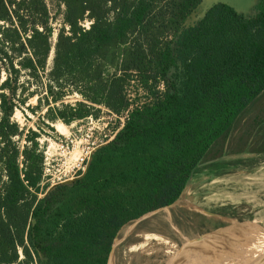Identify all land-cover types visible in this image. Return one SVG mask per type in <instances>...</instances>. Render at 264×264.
<instances>
[{
  "label": "trees",
  "instance_id": "1",
  "mask_svg": "<svg viewBox=\"0 0 264 264\" xmlns=\"http://www.w3.org/2000/svg\"><path fill=\"white\" fill-rule=\"evenodd\" d=\"M63 1L70 28L58 34L50 74L58 85L75 83L87 102L49 110L66 121L99 104L128 115L80 178L38 198L43 155L16 143L23 130L0 93V264H108L122 229L177 201L203 166L215 165L218 175L227 165L264 161V0L251 13L216 3L188 26L202 0ZM108 4L118 19L107 18ZM87 11L93 22L83 28ZM46 17L44 0H0V20L12 26L0 29L2 40L21 57L20 68H45ZM0 60L19 71L2 48ZM132 72L151 98L134 109L125 92ZM10 84L9 75L2 86ZM244 152L255 154L245 162L224 159ZM181 215L178 224L205 231L191 213Z\"/></svg>",
  "mask_w": 264,
  "mask_h": 264
},
{
  "label": "rangeland",
  "instance_id": "2",
  "mask_svg": "<svg viewBox=\"0 0 264 264\" xmlns=\"http://www.w3.org/2000/svg\"><path fill=\"white\" fill-rule=\"evenodd\" d=\"M44 1L47 7V25L51 28V50L44 69L35 73L33 70L20 68L21 57L14 55L10 45L6 41L3 42L0 31V48L7 50L12 55L15 66L20 68L14 73L0 60V93H6L8 105L12 109L10 117L23 130L22 137L13 138L21 149L25 145H35L33 147L36 152L43 155L38 198L47 196L57 186L71 185L77 180L55 185L45 179V151L54 143L59 132L67 133L79 120L75 118L66 121L60 116H55L56 111L49 108H62L66 104L75 106L77 102H87L76 89L75 83L64 79L61 82L63 85H58L52 80L50 71L54 65L58 34L61 30L68 34L70 26L65 20L68 9L63 0ZM234 2L239 8L248 7L244 12L251 13L257 0ZM109 6L111 5L106 6L110 8L106 16L114 21L118 16ZM201 13L202 5L192 13L186 24L196 22ZM92 22L93 18L87 11L79 20V25L87 28ZM4 27H12L11 22L0 20V29ZM114 72L113 69L107 71ZM131 74L133 76L125 80V92L130 94L131 108L134 109L150 103L151 98L139 82V74ZM9 75L11 84L3 87ZM163 85L164 82L161 89ZM81 88L87 90L83 85ZM57 96L60 99L54 101ZM259 101L264 102V95ZM94 106L89 115L110 118L113 128L120 126L121 120L110 113L108 107L103 104ZM255 111L256 108L250 109L248 116ZM1 114L0 108V116ZM254 154L244 152L227 155L224 159H241L245 162ZM23 160L24 156L21 155L20 162ZM215 169V165L203 166L177 201L147 213L123 228L121 235L114 240L109 264H258L253 228H256L257 224H264V161L252 168H246L242 163L227 165L225 172L218 175L213 173ZM219 208L231 215L220 216ZM181 212L191 213L195 225L198 228L203 227L205 231L196 233L194 227L184 220L177 224L175 219L182 216Z\"/></svg>",
  "mask_w": 264,
  "mask_h": 264
},
{
  "label": "built area",
  "instance_id": "3",
  "mask_svg": "<svg viewBox=\"0 0 264 264\" xmlns=\"http://www.w3.org/2000/svg\"><path fill=\"white\" fill-rule=\"evenodd\" d=\"M127 95L130 98V94ZM108 111L119 117L120 126L113 128L110 118L88 115L77 120L67 133L59 132L55 136L54 143L45 151L44 176L47 181L55 185L67 184L83 175L95 151L115 138L128 115V111L123 116Z\"/></svg>",
  "mask_w": 264,
  "mask_h": 264
},
{
  "label": "water",
  "instance_id": "4",
  "mask_svg": "<svg viewBox=\"0 0 264 264\" xmlns=\"http://www.w3.org/2000/svg\"><path fill=\"white\" fill-rule=\"evenodd\" d=\"M205 1L206 0H202L201 3L199 4V6L202 5V13L200 14V17L197 18L198 20L205 16L206 12L208 11V9L210 7H212L214 4L219 3V2L229 4L230 6L234 7L235 10H237L238 12H244V10H246L248 8L247 7V8L239 9V8H236L235 6H233L232 4H230L229 2L223 1V0L214 1V2H212V3H210L209 5L206 6V5H204ZM188 25L189 24H186V26H188ZM256 226L257 227L254 228V233H253L254 234L255 244H256V246L259 245L260 250H262V252H264V224H262V225L261 224H257ZM108 264H109V261H108Z\"/></svg>",
  "mask_w": 264,
  "mask_h": 264
},
{
  "label": "bare ground",
  "instance_id": "5",
  "mask_svg": "<svg viewBox=\"0 0 264 264\" xmlns=\"http://www.w3.org/2000/svg\"><path fill=\"white\" fill-rule=\"evenodd\" d=\"M214 1H217V0H206L205 1V4L204 5H209L210 3L214 2ZM223 1H227L229 2L230 4H232L233 6H235L236 8H239L238 5H236V3L234 2L235 0H223ZM239 9H243V8H239ZM166 209V208H165ZM255 221V219H254ZM262 222V221H261ZM241 230H244L243 228H240ZM254 230V228H253ZM262 239V238H261ZM221 241V240H220ZM224 241V240H223ZM222 245V244H220ZM207 246V245H206ZM148 248V247H147ZM208 248V247H207ZM207 250V249H206ZM206 252V251H205ZM255 255L259 258V262L258 264H264V252H262V250H260V247L259 245H257V249H256V252H255Z\"/></svg>",
  "mask_w": 264,
  "mask_h": 264
},
{
  "label": "flooded vegetation",
  "instance_id": "6",
  "mask_svg": "<svg viewBox=\"0 0 264 264\" xmlns=\"http://www.w3.org/2000/svg\"><path fill=\"white\" fill-rule=\"evenodd\" d=\"M219 209H220V208H219ZM219 209H218V210H219ZM220 211H221V212H219V211H218V212H219V215L221 216L222 211H224V210H223V209H220ZM222 215H223V214H222ZM223 216H224V215H223ZM177 224H178V223H177Z\"/></svg>",
  "mask_w": 264,
  "mask_h": 264
}]
</instances>
